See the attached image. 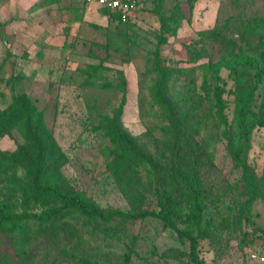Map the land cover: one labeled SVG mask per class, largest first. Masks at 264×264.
Instances as JSON below:
<instances>
[{"label": "rangeland", "instance_id": "rangeland-1", "mask_svg": "<svg viewBox=\"0 0 264 264\" xmlns=\"http://www.w3.org/2000/svg\"><path fill=\"white\" fill-rule=\"evenodd\" d=\"M144 4L129 24L83 0H0V107L14 95L30 97L56 142L62 184L104 210L156 207L152 193L116 182L102 149L122 99L121 119L114 121L120 130L148 150L163 147L164 129L149 103L147 54L185 68L178 90L191 74L199 85L203 70L226 55L264 54V0ZM227 73L220 75L229 114L236 88ZM199 115L189 153L210 202L199 256L204 264H261L248 252L264 242V129L251 131L241 153L261 183L258 196L244 206L250 194L234 155L236 140L209 125L206 107ZM21 142L16 131L0 135V152L14 151ZM31 223L34 232L26 243L0 232V264H126L128 246L134 253L127 264H188V244L153 217L108 234L75 214Z\"/></svg>", "mask_w": 264, "mask_h": 264}, {"label": "trees", "instance_id": "trees-1", "mask_svg": "<svg viewBox=\"0 0 264 264\" xmlns=\"http://www.w3.org/2000/svg\"><path fill=\"white\" fill-rule=\"evenodd\" d=\"M102 9L118 23H131V19L121 22L115 13ZM147 56V71L152 77L149 103L164 129L163 147L148 150L136 137H128L120 130L114 121L121 119L122 99L115 118L107 126L104 137L108 142L102 149L116 182L131 184L133 190L137 185L135 191L145 189L152 193L156 207L104 210L95 201L66 189L56 155L57 145L42 113L27 95H14L5 107H0V135L16 131L22 142L14 151L0 152V232L26 243L34 232L31 219L52 223L75 214L93 221L108 234L118 225L153 217L188 244V264H204L199 256V240L209 232V225H203L210 202L201 191L197 160L189 153L191 137L197 131L195 122L201 120L199 112L206 107L209 125L236 140L234 155L250 194L244 206H249L260 193L261 183L241 153L251 131L264 129V54L226 55L203 70L199 85L191 74L189 83L179 90L177 85L181 84L185 68L166 66L156 52ZM223 69L228 71L227 76L236 88L229 114L225 111L228 106L220 75ZM133 253L128 246L123 254L124 263L131 261Z\"/></svg>", "mask_w": 264, "mask_h": 264}, {"label": "built area", "instance_id": "built-area-1", "mask_svg": "<svg viewBox=\"0 0 264 264\" xmlns=\"http://www.w3.org/2000/svg\"><path fill=\"white\" fill-rule=\"evenodd\" d=\"M147 0H83L86 4H96L100 8L115 13L121 22L130 20ZM249 259L264 264V242L252 246Z\"/></svg>", "mask_w": 264, "mask_h": 264}, {"label": "crops", "instance_id": "crops-1", "mask_svg": "<svg viewBox=\"0 0 264 264\" xmlns=\"http://www.w3.org/2000/svg\"><path fill=\"white\" fill-rule=\"evenodd\" d=\"M144 3H145V2H144ZM144 3H143L142 6L140 7V9H143V8H144V6H145ZM140 9H139V10H140ZM139 10H138V11H139ZM138 11H137V12H138Z\"/></svg>", "mask_w": 264, "mask_h": 264}]
</instances>
